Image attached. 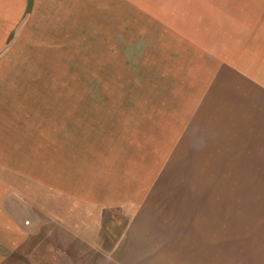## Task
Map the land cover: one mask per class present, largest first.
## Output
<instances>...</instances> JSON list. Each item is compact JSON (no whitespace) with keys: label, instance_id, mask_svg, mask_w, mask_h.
<instances>
[{"label":"rangeland","instance_id":"374dc122","mask_svg":"<svg viewBox=\"0 0 264 264\" xmlns=\"http://www.w3.org/2000/svg\"><path fill=\"white\" fill-rule=\"evenodd\" d=\"M225 5L28 0L0 48V264H264V178L209 153L166 161L175 99L134 108L151 56L175 73L167 16L224 27Z\"/></svg>","mask_w":264,"mask_h":264},{"label":"crops","instance_id":"0c3cea01","mask_svg":"<svg viewBox=\"0 0 264 264\" xmlns=\"http://www.w3.org/2000/svg\"><path fill=\"white\" fill-rule=\"evenodd\" d=\"M27 3L0 0V48ZM223 10L231 20L224 27L216 26L213 15L207 19L204 12L198 15V25L176 26L174 16H167L166 42L174 38V52L180 50L175 64L167 58L175 73L164 70L158 75L151 56L152 94L135 97L134 108H152L157 92L167 91L159 96L175 99L180 116L174 121H182L180 127L173 131L168 127L165 134L156 136L166 140V161H194L195 153H209L210 161L229 162L228 172L245 170L244 176L264 178V0H231ZM158 82L161 88L155 86ZM152 109L145 122L153 125L150 137L155 144L157 116ZM187 145L189 150L184 148ZM140 242L147 240L141 237Z\"/></svg>","mask_w":264,"mask_h":264}]
</instances>
